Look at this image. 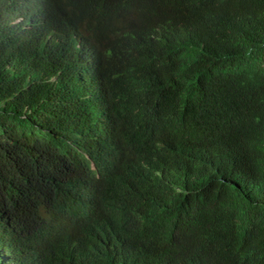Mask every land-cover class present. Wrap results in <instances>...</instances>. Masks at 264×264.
Here are the masks:
<instances>
[{"label": "trees", "instance_id": "trees-1", "mask_svg": "<svg viewBox=\"0 0 264 264\" xmlns=\"http://www.w3.org/2000/svg\"><path fill=\"white\" fill-rule=\"evenodd\" d=\"M170 1L161 0L160 9L129 30L121 28L125 23L98 30L101 45L113 50L115 65L120 57L132 67L117 70L116 81L101 87L114 110L139 117V142L122 154L107 152L89 128L98 112L76 78L49 82L53 66L37 64L24 51L7 64L0 62V264L182 263L184 252L177 257L161 250L152 255V249L131 251L124 259L114 255L118 241L102 231L106 223L87 221L93 201L58 171L71 166L79 151H89L106 176L95 188L98 213L103 211L100 187L116 190L108 180L115 172V181L119 175L127 187L105 210H138L147 195L148 211L163 212L176 148L144 138L158 121L148 117L147 105L153 93L166 92L173 104L204 111L199 148L179 150L176 186L206 204L210 198H232L230 217H217L212 208L198 222L201 236L208 238L212 230L221 248L226 243L233 253L239 248V259L231 263L219 253L212 258L219 264H264V0ZM45 172H50L47 178ZM67 208L72 210L68 220ZM209 217L212 226L205 232ZM8 220L19 224L7 227Z\"/></svg>", "mask_w": 264, "mask_h": 264}, {"label": "clouds", "instance_id": "clouds-1", "mask_svg": "<svg viewBox=\"0 0 264 264\" xmlns=\"http://www.w3.org/2000/svg\"><path fill=\"white\" fill-rule=\"evenodd\" d=\"M167 1L171 4L173 2ZM160 4L161 0H0V62L7 64V59L10 60L19 51H24L29 59L37 64L43 67L48 64L53 66L51 74L47 77L49 82L57 85L76 78L81 85L82 95L94 102L98 112V116L91 120L89 128L93 129L100 143L107 147V152L115 149L122 154L128 147L139 142V130L135 128L139 117L136 114L126 115L123 108L117 107L114 110L115 106L109 104L101 94L103 84L116 81L117 70L125 68L126 65L120 57L118 66L115 65L113 50H110L107 43L101 45L98 30L108 23H113L116 27L125 23V26L121 27L123 29L132 27V24L139 21L142 23L149 12L160 9ZM112 63L113 69H110ZM131 68L126 66L127 70ZM108 70L112 74L106 75ZM153 94L155 97L147 105V110L152 111V115L148 117L158 121L151 123L144 140L170 143L176 148L175 164L167 179L169 202L163 212L157 207L148 211L147 195H142L146 202L138 203L141 204L138 210H105L107 202L109 204L117 199L115 196L121 193V187H127L119 175L115 181V172L108 180L116 184V190L109 189L108 184L106 187L104 184L100 187L103 211L100 209L98 213L95 188L106 176L104 166L99 165L98 160L93 158L89 151H79L77 160L69 167L61 165L58 171L64 174H58L62 179L67 175L75 188L86 199L93 201L91 218L87 221L102 220L106 223V228L102 231L112 241H118L114 255L117 254L120 258L124 259L131 251L142 254L152 249V255L156 250L176 257L184 252L181 264H192L191 259L194 264H219L212 258L218 253L223 259L235 262L239 259V248H236L238 251L235 253L228 243L221 248L215 237H212L213 231L209 230L212 226L210 217L205 224V232L209 230L208 238L201 236L203 233H200L198 222L201 217L209 214L212 208L217 212V217V214L230 217L229 202L232 198H210V203L206 204L194 196L188 198L185 194L182 195V189L176 186L180 165L179 150L188 147L199 148V116L204 111H199L192 104L187 108L173 104L167 92ZM163 115L165 119L159 120ZM129 122L134 125H129ZM66 168L71 171L65 172ZM56 172L54 170V173ZM49 174L50 172H45L44 176L47 178ZM151 175L153 173H149V176ZM90 208L87 206V210ZM59 212L65 217V212ZM71 213L72 210L67 208V220ZM189 218L192 221H187ZM194 219L198 223L196 232H193ZM221 222L224 223V220L221 219ZM18 224L12 225L7 221V227ZM92 225L88 226L91 236Z\"/></svg>", "mask_w": 264, "mask_h": 264}]
</instances>
